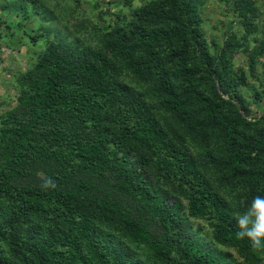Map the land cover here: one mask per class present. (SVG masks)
Here are the masks:
<instances>
[{
  "label": "trees",
  "instance_id": "trees-1",
  "mask_svg": "<svg viewBox=\"0 0 264 264\" xmlns=\"http://www.w3.org/2000/svg\"><path fill=\"white\" fill-rule=\"evenodd\" d=\"M218 1L221 40L209 0L4 1L47 44L0 101V264H264L234 218L264 196V0Z\"/></svg>",
  "mask_w": 264,
  "mask_h": 264
},
{
  "label": "rangeland",
  "instance_id": "rangeland-1",
  "mask_svg": "<svg viewBox=\"0 0 264 264\" xmlns=\"http://www.w3.org/2000/svg\"><path fill=\"white\" fill-rule=\"evenodd\" d=\"M5 0H0V17L7 20L12 26L10 30L5 29L6 26L0 24V101H13L16 96L15 90V81L14 74L18 72L20 69H25L32 61H34L40 51L43 50L47 41L44 37L39 38L36 43L31 42L24 31H29L36 27V15H32V17H27L26 19H22L20 16H16L13 14H9L4 12L1 8V5ZM48 2L51 8L57 9V11L65 10L70 5L78 2L81 4L80 11L86 12L83 14L84 16H97L99 11H103L105 17L108 20L114 18L113 13H117L120 10H123V6L125 3L130 1V3L134 4V0H45ZM94 6H98V8L94 9ZM204 12L209 15V21H206L205 33L207 38H219L222 39L223 33L226 31L227 22L224 19L225 5L220 3L218 0H209V3L204 8ZM73 22V21H70ZM59 23V27H63ZM7 25V23H6ZM79 26V25H78ZM85 29L80 28L79 34L80 39L83 42H87V40L91 43L90 35L94 32L95 26L91 20L86 25ZM70 30L75 31L77 28L75 25L71 24ZM10 33V34H9ZM25 37V38H24ZM23 38V39H22ZM68 39L73 38L74 34H70L67 37ZM55 41V40H54ZM88 42V43H89ZM264 60V59H263ZM236 65H241L243 63V58L238 55L235 56ZM257 87V84H255ZM248 95H251L248 93ZM8 102V101H7ZM6 106V103L0 105V111ZM252 113L256 116H259L264 111V98L258 105L252 106Z\"/></svg>",
  "mask_w": 264,
  "mask_h": 264
},
{
  "label": "clouds",
  "instance_id": "clouds-1",
  "mask_svg": "<svg viewBox=\"0 0 264 264\" xmlns=\"http://www.w3.org/2000/svg\"><path fill=\"white\" fill-rule=\"evenodd\" d=\"M147 0H134L135 8H142ZM237 236L247 238L254 252H264V196L253 198L250 206L235 215Z\"/></svg>",
  "mask_w": 264,
  "mask_h": 264
}]
</instances>
